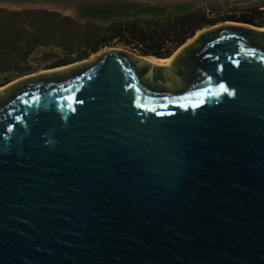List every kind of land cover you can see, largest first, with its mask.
<instances>
[{"label": "water", "instance_id": "water-1", "mask_svg": "<svg viewBox=\"0 0 264 264\" xmlns=\"http://www.w3.org/2000/svg\"><path fill=\"white\" fill-rule=\"evenodd\" d=\"M147 56L0 89V264H264V25Z\"/></svg>", "mask_w": 264, "mask_h": 264}, {"label": "trees", "instance_id": "trees-1", "mask_svg": "<svg viewBox=\"0 0 264 264\" xmlns=\"http://www.w3.org/2000/svg\"><path fill=\"white\" fill-rule=\"evenodd\" d=\"M58 1L75 5L81 18L109 21L104 28L88 25L82 29L72 17L63 16L59 12H8V17L0 22V88L9 83V75L26 71L23 65L38 48L50 46V33H58V46L66 51V55L78 53L88 57L91 53L118 42L137 49L143 55L165 58L208 25L227 20L264 25V0H244L246 5L232 8L231 13L218 17L210 16L205 7L188 3L172 6L141 5L144 17L137 13L133 19H114L122 13L110 8L80 5L76 0ZM21 16L24 18L20 19ZM31 18L35 21L32 26L31 20L29 21ZM27 23L31 32L27 31ZM47 56L52 57V53ZM69 63L65 59H59L47 64L46 68L54 69Z\"/></svg>", "mask_w": 264, "mask_h": 264}, {"label": "rangeland", "instance_id": "rangeland-1", "mask_svg": "<svg viewBox=\"0 0 264 264\" xmlns=\"http://www.w3.org/2000/svg\"><path fill=\"white\" fill-rule=\"evenodd\" d=\"M77 4L80 5H89V6H101L104 8H110L112 10H117L122 14H119L114 19H121L126 17L128 19L136 18L134 14L140 13L139 16L144 17L143 15V7L141 5L147 6H155V5H163V6H172L174 4H192L194 6L205 7L208 9L210 16L218 17L220 15H227L231 13L232 8H236L237 6L246 5L244 0H76ZM242 2V3H241ZM0 22H2L6 17H8V12L11 11H25V10H46L52 12H59L63 16H69L74 19L76 23H78L79 28H85L86 26H95L98 28H104L109 21H102L99 19L93 18H81L76 12V7L72 3L67 1H58V0H0ZM24 18L21 16L20 19ZM31 20V26L35 24L34 18ZM27 23V31H30V25ZM31 32V31H30ZM50 46L40 47L38 48L29 58V61L23 65L26 67V71L22 74H14L9 75L10 81L34 74L38 71L47 69V64L52 61L65 59L68 62L75 59L78 53H74L71 55H66V51L62 50L61 47L58 46V41L60 40L58 33H50ZM59 38V39H58ZM109 46H126L135 51L130 46L113 42ZM139 52V51H138ZM52 53V57H48L47 55ZM140 53V52H139ZM5 75V74H3Z\"/></svg>", "mask_w": 264, "mask_h": 264}, {"label": "bare ground", "instance_id": "bare-ground-1", "mask_svg": "<svg viewBox=\"0 0 264 264\" xmlns=\"http://www.w3.org/2000/svg\"><path fill=\"white\" fill-rule=\"evenodd\" d=\"M145 59L151 60L152 62H154L156 64H163L164 60H165L164 58H156V57H153V56H147V57H145ZM31 75H33V74H31ZM13 82H15V80ZM6 86L7 85L1 87L0 89H4V88H6Z\"/></svg>", "mask_w": 264, "mask_h": 264}, {"label": "snow or ice", "instance_id": "snow-or-ice-1", "mask_svg": "<svg viewBox=\"0 0 264 264\" xmlns=\"http://www.w3.org/2000/svg\"><path fill=\"white\" fill-rule=\"evenodd\" d=\"M222 90L227 91V89L224 87V85L220 86Z\"/></svg>", "mask_w": 264, "mask_h": 264}]
</instances>
